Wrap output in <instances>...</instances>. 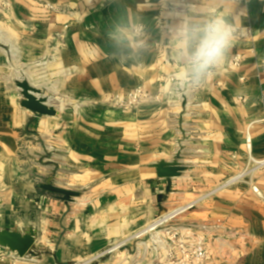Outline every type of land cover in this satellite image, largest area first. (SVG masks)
<instances>
[{
    "label": "crops",
    "instance_id": "1",
    "mask_svg": "<svg viewBox=\"0 0 264 264\" xmlns=\"http://www.w3.org/2000/svg\"><path fill=\"white\" fill-rule=\"evenodd\" d=\"M214 10L237 42L200 83L177 81L172 29ZM116 19L142 21L149 46L118 52ZM22 80L59 113L23 107ZM137 86L149 97L134 110L111 104ZM250 158H264V0H0V228L37 230L0 264H156L150 228L171 213L205 241L204 264H264V172L261 196L234 180ZM161 160L186 170L160 178Z\"/></svg>",
    "mask_w": 264,
    "mask_h": 264
},
{
    "label": "clouds",
    "instance_id": "2",
    "mask_svg": "<svg viewBox=\"0 0 264 264\" xmlns=\"http://www.w3.org/2000/svg\"><path fill=\"white\" fill-rule=\"evenodd\" d=\"M238 29L224 11H209L185 17L171 31V48L180 64L176 79L198 84L212 69L219 67L238 40ZM108 39L118 52L132 54L148 45L146 25L142 21L114 20L107 31Z\"/></svg>",
    "mask_w": 264,
    "mask_h": 264
},
{
    "label": "built area",
    "instance_id": "3",
    "mask_svg": "<svg viewBox=\"0 0 264 264\" xmlns=\"http://www.w3.org/2000/svg\"><path fill=\"white\" fill-rule=\"evenodd\" d=\"M53 9L50 5H47ZM240 55H236L233 59L235 64L240 61ZM149 97V92L143 86H137L128 93L126 97L115 95L111 99V104L114 107L124 110H134L142 100ZM250 144V139H247ZM264 172V158H250L246 167L240 172L234 180H247L258 195H262L258 186L255 184V176ZM174 216H163L150 228L154 232L151 241L154 249L164 251L165 255L160 258L156 264H204L209 258L208 249L203 239H196L193 243L188 242L179 235L177 226L172 223ZM2 259L9 258L13 262L20 257L15 252L9 251L7 254H1Z\"/></svg>",
    "mask_w": 264,
    "mask_h": 264
},
{
    "label": "water",
    "instance_id": "4",
    "mask_svg": "<svg viewBox=\"0 0 264 264\" xmlns=\"http://www.w3.org/2000/svg\"><path fill=\"white\" fill-rule=\"evenodd\" d=\"M18 87L22 90L23 100L21 105L26 109L41 115L55 116L59 112L52 106H48L47 100L40 95V90L31 86L27 80L18 82ZM156 168L157 176L160 178L178 177L183 174L186 167L178 160H161L153 165ZM42 188L56 193L64 201H73L80 196V192L67 190L55 186L52 180L42 184ZM37 230L33 226L26 228L24 232L0 228V247L17 253L21 258L25 257L33 248L36 242Z\"/></svg>",
    "mask_w": 264,
    "mask_h": 264
},
{
    "label": "rangeland",
    "instance_id": "5",
    "mask_svg": "<svg viewBox=\"0 0 264 264\" xmlns=\"http://www.w3.org/2000/svg\"><path fill=\"white\" fill-rule=\"evenodd\" d=\"M170 215H172V213L171 214H168L167 216H170Z\"/></svg>",
    "mask_w": 264,
    "mask_h": 264
},
{
    "label": "bare ground",
    "instance_id": "6",
    "mask_svg": "<svg viewBox=\"0 0 264 264\" xmlns=\"http://www.w3.org/2000/svg\"><path fill=\"white\" fill-rule=\"evenodd\" d=\"M171 216V215H170Z\"/></svg>",
    "mask_w": 264,
    "mask_h": 264
}]
</instances>
